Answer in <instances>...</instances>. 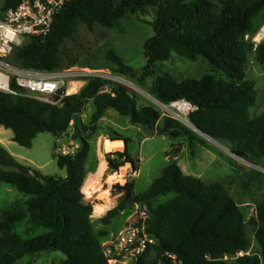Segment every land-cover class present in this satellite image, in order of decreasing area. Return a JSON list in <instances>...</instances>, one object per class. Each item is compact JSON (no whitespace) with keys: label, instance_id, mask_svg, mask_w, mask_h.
<instances>
[{"label":"trees","instance_id":"obj_1","mask_svg":"<svg viewBox=\"0 0 264 264\" xmlns=\"http://www.w3.org/2000/svg\"><path fill=\"white\" fill-rule=\"evenodd\" d=\"M21 1L2 0L0 8H14ZM148 10L154 14L150 23L153 36L143 46L145 66L133 70L111 52L108 59L116 66L114 71L140 86L153 79L150 94L162 104L180 99L190 102L196 107L188 116L192 128L229 143L235 156L264 166V110L250 119L259 90L245 74L254 48L257 59L264 62V39L256 47L252 42L264 24V0H70L54 16L49 34L42 40L30 37L14 47L9 62L43 72L71 68L79 60L70 58L64 48L75 41L81 28L111 32L126 15L144 16ZM173 52L190 61L205 59L214 73L198 80H176L168 73L154 79L157 64L169 60ZM84 80L76 93H63L61 98L58 92L55 103L22 95L14 79L10 89L16 95L0 92V127L12 132L13 142L30 148L39 134L60 138L73 129L78 145L71 155L56 154L58 168L66 172L64 178L46 176L19 163L0 145V183L28 196L0 210V264L48 252L64 254L61 264H107L101 249L110 232L107 227L133 203L146 206L149 213L147 231L155 239L149 257L169 252L182 264H264V199L256 203L255 217L250 220L257 251L236 257L238 252H248L251 245L237 196L226 180L206 183L185 175L176 163L164 168L142 193L135 194L133 179L115 186L114 191L126 197L104 217L92 221L93 205L85 199L82 187L90 140L108 111L158 136L185 139L190 145L205 142L191 128L161 117L155 106L138 107L126 86L102 76ZM90 101L94 112L85 125L81 117ZM111 140L123 141L125 150L106 155L109 170L118 172L129 164L137 171L127 153V141L120 136ZM259 175L250 174L241 189L246 190ZM166 196L172 198L153 205ZM22 223L27 227L26 237L15 231ZM141 264H147L146 260Z\"/></svg>","mask_w":264,"mask_h":264},{"label":"rangeland","instance_id":"obj_2","mask_svg":"<svg viewBox=\"0 0 264 264\" xmlns=\"http://www.w3.org/2000/svg\"><path fill=\"white\" fill-rule=\"evenodd\" d=\"M153 17L154 14L151 10H148L144 16L128 14L119 21L117 27L111 30V32L101 28H96L93 32H89L85 28H81L75 41L67 42L64 48V51L70 58L77 57L79 61L71 68L62 69L72 72L66 78L62 91L67 95L76 93L85 84V78L102 76L109 78L115 83L126 85L129 91L136 97L138 107L145 105L155 106V98L150 94V87L154 83V80L151 78L147 79L140 86L135 81L120 76L115 72L116 66L108 59L109 54L114 52L131 69H142L146 64L143 46L145 41L153 36V30L150 25ZM263 39L264 24L254 36L252 42L256 47ZM257 58L258 53L254 48L249 56V62L245 71L246 79L253 82L259 90L256 96L257 103L249 111L250 119L257 117L264 110V62H260ZM164 73L170 74L176 80L186 78L198 80L204 75L213 74L214 70L203 58L199 57L194 61H190L173 52L169 60L157 64L154 79H157ZM73 89L75 91H71ZM157 109L161 117H164L162 116L161 109ZM93 112L94 106L90 101L81 117L83 124H88ZM191 130L204 140V145L197 143L190 145L185 139L173 140L158 136L154 131L130 123L126 117L106 115L105 120L98 123L97 130L90 140V153L86 164L87 170L93 171L99 161L103 160L102 157H96L95 143L101 136L107 135V140L118 136L124 138L127 141L128 155L136 164L138 163L139 175L135 179V194L144 192L161 175L164 168L174 163L182 169L185 175L200 178L206 183L226 180L230 192L237 196L235 199L246 215V227L251 241L250 251L256 252L257 247L250 220L255 217L256 203L264 199V166L235 156L231 153V146L227 142L201 135L194 128ZM7 131L9 132V136L1 137L4 139L2 147L19 163L35 168L46 176L62 178L66 176L65 170L59 169L56 162V154H58L56 149L61 148L67 141L64 136L55 138L51 134H39L30 148H24L13 142L11 138L12 132ZM177 148L179 151H177ZM105 169L103 182L109 176L117 174V172L109 170L107 162ZM121 172H123L124 176L127 172L130 175L134 171L131 169V165L127 164L120 168L119 173ZM253 172H258L260 174L259 177L246 190H242V184L248 181L250 174ZM122 178L118 183H116L117 181H113L110 185L112 186L116 183V185L120 186V183H123ZM129 179L133 178L128 176L126 182ZM101 184V187L98 189L100 194L102 189H105L104 184ZM114 188L115 185L108 195L113 208L124 200L123 193L120 194L114 191ZM89 196H92V194ZM119 196L122 197L119 198ZM171 198L172 196L161 197L154 201L153 205L155 206ZM27 199L28 196L18 193L13 187L0 183V210L9 209L15 201H25ZM85 199L92 205L98 202L94 198L85 197ZM129 211L130 207H127L125 212L113 220L107 227L110 230L107 237L114 235L121 229ZM92 220L94 222L97 221ZM97 228L103 227L97 226ZM26 229V224L22 223L16 226L15 231L18 235L26 237ZM65 258V255L61 252H48L35 257L27 255L14 264H61Z\"/></svg>","mask_w":264,"mask_h":264},{"label":"built area","instance_id":"obj_3","mask_svg":"<svg viewBox=\"0 0 264 264\" xmlns=\"http://www.w3.org/2000/svg\"><path fill=\"white\" fill-rule=\"evenodd\" d=\"M69 1L22 0L14 8L7 10L0 8V92L16 95V92L10 89L11 81L14 79L16 85L21 88L22 95L43 102L55 103L54 96L58 92L62 93L66 78L72 72L64 70L43 72L24 69L11 64L9 57L14 47L23 44L26 39L30 37L44 39L49 34L54 16ZM154 104L161 109L162 116H167L193 129L188 116L196 110V107L190 102L180 99L165 105L155 100ZM77 147H61L57 148L56 152L62 156L71 155ZM116 183L111 186L105 181L103 186L111 191L114 185L117 186ZM124 185L120 183V186ZM148 222L149 213L146 206L133 203L132 212L121 229L101 242L102 253L107 264H141L143 259L147 264H182L174 254L169 252L155 257L147 256L151 246L155 245V239L147 231ZM250 252V250L246 253L238 252L236 257L249 255Z\"/></svg>","mask_w":264,"mask_h":264},{"label":"crops","instance_id":"obj_4","mask_svg":"<svg viewBox=\"0 0 264 264\" xmlns=\"http://www.w3.org/2000/svg\"><path fill=\"white\" fill-rule=\"evenodd\" d=\"M106 115H111V116H113V117H117V113H115L114 111H108L107 112V114ZM106 115L100 120V122H102V121H104L105 120V118H106ZM99 122V123H100ZM10 131V130H9ZM9 136V132L7 131V130H5L4 128H2V127H0V145L1 146H3V141H4V139H2L1 137L3 136V137H8ZM13 137V134H12V136H11V138ZM66 139H67V141H66V143H64L63 145H62V147H71V146H78L77 145V142L75 141V139H72V137H73V129H69V131H68V133L64 136ZM107 138V135H105V136H101L99 139H98V141L95 143V154H96V157L98 158V157H102L103 158V160H100L99 161V163L97 164V166L95 167V169L93 170V171H90V170H87V166H86V170H87V177H86V180L90 177V176H92V175H96L98 172H99V177H98V182L101 184V185H103L104 184V182L107 180V178H106V180H104V182H103V178H104V174H105V171H106V169H105V157H106V155L107 154H109V153H115V152H123L124 150H125V145H124V143H123V141H112V140H107L106 139ZM107 142H110V143H119L120 144V147L119 148H115V149H109V150H107L106 149V143ZM126 150H127V146H126ZM127 165V164H126ZM137 165V171H134L133 172V174H130V175H128V172L126 173V174H124V176H123V183L121 184V185H124L125 184V182H126V178L128 177V176H130L131 178H133L134 179V182H135V179L138 177V175H139V168H138V163L136 164ZM132 169V168H131ZM105 170V171H104ZM120 172V169H119V171L117 172V173H119ZM104 173V174H103ZM103 175V176H102ZM109 176V175H108ZM107 176V177H108ZM85 180V181H86ZM101 181V182H100ZM84 185V184H83ZM150 186V185H149ZM102 191H104V189H102ZM101 191V192H102ZM83 193V192H82ZM84 195H85V197H87V198H94L95 200H97V197H98V195H100V191H98V190H96L93 194H92V196H87L85 193H83ZM120 194H122V193H120ZM122 195H124V194H122ZM120 197H122V196H119V198ZM98 202L97 203H95V204H102L103 202L102 201H100V200H97ZM94 204V205H95ZM94 205H93V207H94ZM110 206V205H109ZM108 206V208L102 213V214H94V211L92 212V219H94V220H99L100 218H102V217H104L105 215H106V213L109 211V210H111L112 208H113V205H112V203H111V206L109 207ZM130 207V211L128 212V214L126 215V217H125V219H124V221H123V224H124V222H125V220L127 219V217L131 214V212H132V205H130L129 206ZM125 212V210L121 213V214H123ZM93 221V220H92ZM123 224H122V226H123Z\"/></svg>","mask_w":264,"mask_h":264},{"label":"bare ground","instance_id":"obj_5","mask_svg":"<svg viewBox=\"0 0 264 264\" xmlns=\"http://www.w3.org/2000/svg\"><path fill=\"white\" fill-rule=\"evenodd\" d=\"M64 86H65V83H64L63 87ZM71 91H75V89H73ZM63 93L64 92L62 91V94ZM64 95H67V94L64 93ZM119 147H120L119 143H110V142L106 143V149L107 150L115 149V148H119ZM98 177H99V172L96 175L90 176L84 182V185L82 187V192L85 193L87 196L93 194L94 191L98 190L101 187L100 184L98 183ZM122 177H123V172L117 173V174L109 176L107 178L106 182L108 184H111L113 181H119ZM100 195L101 196L98 197V200L102 201L103 203L94 205V207H93L94 214H102L108 208V206L111 204L110 199H108L109 191L107 189H104V191H102Z\"/></svg>","mask_w":264,"mask_h":264},{"label":"water","instance_id":"obj_6","mask_svg":"<svg viewBox=\"0 0 264 264\" xmlns=\"http://www.w3.org/2000/svg\"><path fill=\"white\" fill-rule=\"evenodd\" d=\"M195 130V129H194ZM72 139H75V137L73 136ZM126 197V195L124 194V198Z\"/></svg>","mask_w":264,"mask_h":264}]
</instances>
